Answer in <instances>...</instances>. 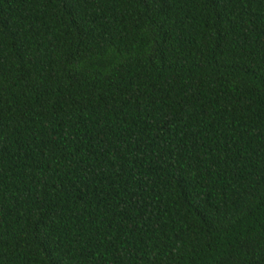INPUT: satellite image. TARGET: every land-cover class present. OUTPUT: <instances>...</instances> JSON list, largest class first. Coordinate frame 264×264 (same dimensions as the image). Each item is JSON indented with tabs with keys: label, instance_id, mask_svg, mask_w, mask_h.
<instances>
[{
	"label": "trees",
	"instance_id": "16d2710c",
	"mask_svg": "<svg viewBox=\"0 0 264 264\" xmlns=\"http://www.w3.org/2000/svg\"><path fill=\"white\" fill-rule=\"evenodd\" d=\"M0 264H264V0H0Z\"/></svg>",
	"mask_w": 264,
	"mask_h": 264
}]
</instances>
